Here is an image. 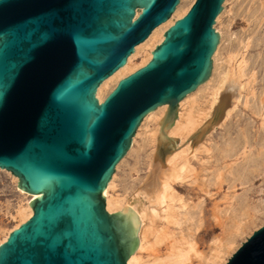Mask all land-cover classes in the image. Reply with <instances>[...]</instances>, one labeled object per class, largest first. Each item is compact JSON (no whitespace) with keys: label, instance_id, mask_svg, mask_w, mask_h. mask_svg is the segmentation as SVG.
Returning a JSON list of instances; mask_svg holds the SVG:
<instances>
[{"label":"water","instance_id":"obj_1","mask_svg":"<svg viewBox=\"0 0 264 264\" xmlns=\"http://www.w3.org/2000/svg\"><path fill=\"white\" fill-rule=\"evenodd\" d=\"M224 2L194 0L149 62L99 102L101 83L179 0H0V170L33 195L0 264H128L139 219L127 206L109 214L103 191L142 120L167 106L166 133L210 78ZM225 264H264V225Z\"/></svg>","mask_w":264,"mask_h":264},{"label":"rangeland","instance_id":"obj_2","mask_svg":"<svg viewBox=\"0 0 264 264\" xmlns=\"http://www.w3.org/2000/svg\"><path fill=\"white\" fill-rule=\"evenodd\" d=\"M193 1L179 0L175 11L180 7L188 8ZM213 28L219 35V43L212 56L211 75L189 101H193L191 106L197 109H206L211 93L225 73L238 87V101L230 100L229 112H222L213 120L215 124L212 122L202 132L200 129L208 119L184 137L158 131L163 137L160 160L164 162L167 153L178 155L177 160L186 156L193 170L187 177L183 175V179L172 183L178 197L173 204L174 210L179 214L181 226H166L165 204L149 205L145 199L143 202L156 212L155 226L168 227L167 233L181 243L193 242L197 253L207 258L217 247L216 239L222 237L219 220L225 216L227 226L241 223L243 229L235 235L226 253L217 259L216 264H225L239 246L264 225V162H251L248 153L250 146L259 144L260 151V145H264V0H225ZM147 39L133 60L135 65H140L150 49L156 47L157 42H146ZM189 109V102H185L179 113L185 116ZM155 129L154 119H143L131 148L115 168L109 182V198L124 201L143 187L155 156L156 148L149 138ZM221 156H225L224 159ZM16 186L17 178L0 170V242L19 224V209L26 208L31 201L29 195ZM151 254L163 258L165 244H156ZM199 262L197 258L192 260V264Z\"/></svg>","mask_w":264,"mask_h":264},{"label":"bare ground","instance_id":"obj_3","mask_svg":"<svg viewBox=\"0 0 264 264\" xmlns=\"http://www.w3.org/2000/svg\"><path fill=\"white\" fill-rule=\"evenodd\" d=\"M189 8L190 6L185 9H181V7L178 8L175 13L173 12L174 14L171 18H169L166 22L153 29V31L147 37L148 39L146 42L155 41L157 42L155 46L159 45L163 40L164 32L170 26H172L176 20L182 18ZM142 43L135 46L134 52L127 58L126 64L123 67L118 69L115 73H113L110 77H108L101 83L95 94L99 102H102L104 100L109 89H113L119 80L132 74L134 71L145 66L149 62V60L151 59V52L154 50V47H152L150 51L146 54L144 59L141 61L140 65H135V63L133 62L134 58L137 56V54H139L140 49L145 46V43ZM222 76L223 77H221V79L219 80L216 89L213 90V92L211 93V101L206 109H197L191 106V104H193V101H189L192 98L191 96H193L200 87L194 93L188 95L184 100L179 103L177 117L173 122V127L167 130L166 132L168 136L177 135L179 137H184L186 135H189L194 130H197V128L203 123L204 120L208 119L207 121H204V126L202 125L200 129V131L202 132L212 122L213 124H215L213 120H215V118L222 112L225 111L226 114L229 112V102L233 99L238 101L239 90L237 89L238 87H235L233 83L235 81H233L232 77H230L228 73H225ZM185 102H189L190 109L185 116H182L179 113V108L181 109L182 104ZM166 110L167 106H161L145 117L146 119L152 118L156 121V129L153 133H151L149 137L150 142L154 144L156 149L155 156L153 157L154 159L150 162L151 164L149 167V174H147L148 177L146 176L147 179L143 187H140V189L135 192L132 197L130 196V198H127L123 201L108 197V190L110 189L111 184L108 183L107 187L103 191V197L105 198V208L109 214H112L121 211L123 206H127L135 213V215L139 219L140 225L138 229V246L135 252L129 257L127 261L128 264H192V260L195 258L200 261L199 264H216L217 259H219L220 255L226 253L230 245L233 243L235 235H237L243 229V225L241 223L235 222L232 226H227L225 216L222 217V221L219 220L218 225L221 227L222 237L216 239L217 247L214 248L213 253L210 255V257L207 258L197 253L195 244L193 242L185 241V243H181V241L179 239H176L174 235L167 233V230H169L168 227L163 229L155 226L154 221L157 217L156 212L153 209H150L149 206H145L146 203L144 204L143 202V200L145 199L147 204L149 205L152 204L154 206H159L165 204L166 226H168V224H173L174 226L178 227L181 226V223L178 220L179 214H176V211L174 210L173 204L176 200H178V197L174 193L172 183L174 181L183 179L184 176L187 177L189 172L191 173L193 170L191 169L190 162L186 156L181 157L177 160L178 155L174 153H167V155H164V162L160 160L159 150L161 149L160 146L163 137H160L158 134L160 127L158 125V122L162 119ZM260 146V151L259 144L256 143L255 145L250 146L251 149L248 153L249 157H251V162H259V164H263L264 145ZM187 148L185 149L187 150ZM243 153L246 154L245 151ZM189 155L190 154L188 153L187 156ZM224 157L225 156H221L222 159H224ZM260 160L262 162H260ZM29 197L32 199L33 195H29ZM31 215L32 210L27 202L26 208L19 209L18 211V216L20 218L19 224L6 233L0 244L6 240L8 234L13 229L17 228L20 224L27 221L31 217ZM160 243L165 244L166 254L163 258L153 257L151 252L154 246ZM145 252L147 253V256H144Z\"/></svg>","mask_w":264,"mask_h":264}]
</instances>
